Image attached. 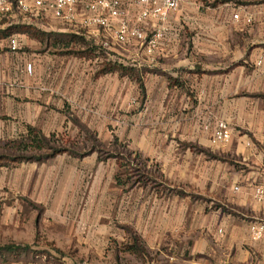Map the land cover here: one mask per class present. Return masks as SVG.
<instances>
[{"label": "crops", "instance_id": "crops-1", "mask_svg": "<svg viewBox=\"0 0 264 264\" xmlns=\"http://www.w3.org/2000/svg\"><path fill=\"white\" fill-rule=\"evenodd\" d=\"M263 14L264 0H183L168 18L158 60L144 69L129 65L136 77L98 76L64 55L14 53L0 40V140H20L31 129L49 136L73 124L91 127L101 118L127 125L136 152L222 205L205 218L182 264H264V237L254 241L250 232L264 222V203L255 199L264 185ZM134 94H143L142 108L131 105ZM218 121L232 129L224 145L212 144ZM75 159L63 154L14 169L66 174L78 169Z\"/></svg>", "mask_w": 264, "mask_h": 264}, {"label": "rangeland", "instance_id": "rangeland-1", "mask_svg": "<svg viewBox=\"0 0 264 264\" xmlns=\"http://www.w3.org/2000/svg\"><path fill=\"white\" fill-rule=\"evenodd\" d=\"M8 28L32 29L11 36L19 37L22 52L64 55L65 60L97 72L109 63L129 66L137 62L144 69L158 60V52L151 57L137 43L111 46L96 58L81 34L33 15H0V29ZM132 98L131 105L142 108L143 94ZM119 128L101 118L91 127L73 124L45 136L54 147L85 155H71L78 158L75 172L0 167V245L28 247L0 252V264L188 262L205 218L222 205L212 194L184 180L174 181L164 172L171 169L169 165L141 156L131 145L128 126ZM120 170L126 186L116 182ZM139 175H147L146 185Z\"/></svg>", "mask_w": 264, "mask_h": 264}, {"label": "built area", "instance_id": "built-area-1", "mask_svg": "<svg viewBox=\"0 0 264 264\" xmlns=\"http://www.w3.org/2000/svg\"><path fill=\"white\" fill-rule=\"evenodd\" d=\"M183 0H0V15L16 18L33 15L55 20L89 42L107 50L111 46L139 44L149 56L157 53L164 38L171 13L179 10ZM240 19V14L233 16ZM264 19V14H263ZM248 23L252 22L247 18ZM147 27L149 28L147 30ZM151 28V32H149ZM9 49L20 50L19 37L9 38ZM264 57L257 63L263 65ZM152 61H154L152 59ZM205 129H208L206 127ZM232 129L226 121H218L212 144L224 145L231 141ZM264 175V169L262 170ZM239 187H235L238 191ZM255 199L264 203V185L255 188ZM254 241L264 237V222L250 225ZM264 255V247L262 248ZM18 264V263H14Z\"/></svg>", "mask_w": 264, "mask_h": 264}, {"label": "trees", "instance_id": "trees-1", "mask_svg": "<svg viewBox=\"0 0 264 264\" xmlns=\"http://www.w3.org/2000/svg\"><path fill=\"white\" fill-rule=\"evenodd\" d=\"M30 30L32 29L19 28L17 31H14L10 28L3 30L0 29V40L11 38L14 33H29ZM31 35L34 36L36 33H32ZM83 39L86 41L89 52L94 53V57L99 58L103 53H105L103 49L89 42L87 39H85V37H83ZM114 72H118L121 76L136 77L138 75L136 68L123 63H109V65L102 67L97 72V75H105ZM138 82L140 83L141 88H143V82L140 78H138ZM51 142H53L52 139H47L42 133L33 129H31V133L28 136H24L20 140H13L9 143H5L4 141L0 140V167L14 168L23 163H44L63 154L72 155L74 157L85 156L84 154H78L73 149L66 147H54ZM122 176L123 172L120 170V172L116 175V182L120 186H126L128 181L127 179H123ZM146 176L147 175H139V178L143 180V184L145 185L148 182ZM21 248L27 249L28 247L13 244L5 246L0 245V252H14ZM135 248L136 251L140 253V250L137 247Z\"/></svg>", "mask_w": 264, "mask_h": 264}]
</instances>
